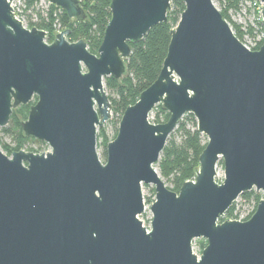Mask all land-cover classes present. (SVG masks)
Segmentation results:
<instances>
[{"label":"water","instance_id":"obj_1","mask_svg":"<svg viewBox=\"0 0 264 264\" xmlns=\"http://www.w3.org/2000/svg\"><path fill=\"white\" fill-rule=\"evenodd\" d=\"M14 0H0V128L31 102L20 124L42 154L0 150V264H264V41L250 51L211 0H182L156 80L128 106L117 133L96 152V129L111 117L105 78L125 74L129 44L167 23L170 0H111L96 54L69 30L27 29ZM84 22L80 0H43ZM261 27L264 31V0ZM161 105L165 123L149 115ZM190 114L207 138L194 180L168 190L154 165ZM222 162L223 178L216 182ZM142 185H151L149 229ZM263 194L243 222H219L236 199ZM206 246L197 257L192 242Z\"/></svg>","mask_w":264,"mask_h":264},{"label":"trees","instance_id":"obj_2","mask_svg":"<svg viewBox=\"0 0 264 264\" xmlns=\"http://www.w3.org/2000/svg\"><path fill=\"white\" fill-rule=\"evenodd\" d=\"M41 0H25L24 4L26 11L33 10L34 6ZM244 0H221L220 5L223 6L219 10L221 16L229 24L234 36L242 42L243 34L247 33L253 36L251 27L247 26V30L242 32V27L234 24L229 17L230 10L237 11L238 3ZM249 1V0H247ZM111 0H80V5L86 14L84 22H76L67 18L65 13L58 8L47 4L48 10L46 16H41L37 12V21L33 22L30 15H27L26 28H37L42 31L51 33L53 22H57L63 30H69L70 33L66 36V40L70 43L78 40H83L89 53L96 54L97 49L102 41L104 29L110 19L109 4ZM184 10L182 0H170V10L167 13V23L158 24L151 28L143 39L136 44H129L131 52L129 57L125 60V74L120 80H115L111 77L105 78L103 83L109 94L108 100L111 104V111L115 116L112 121L114 127V134L112 140L117 133L118 123L124 110L137 102L141 92L147 89L157 78L163 60L166 56L167 47L170 41V30L177 24L180 14ZM19 106L12 110V114L8 124L1 129V132L8 136L12 145L1 144L0 150L6 156H10L12 152L23 150V146L28 143H37L43 145L45 143L34 140L33 138H26L22 131L20 124L27 119L30 105ZM157 113L154 124L165 123L169 114L162 109L161 105L155 106ZM186 120H190L191 127L186 121L180 120L174 133H171L166 141L165 147L160 154L155 166L159 169L160 178L171 182V188L168 190L177 193L180 186L185 181L194 179L195 173L198 169V158L206 146V140L203 135L197 132L196 122L192 115L188 114ZM101 140V160L105 161V147L108 143V138L101 130L98 134ZM33 152V150H28ZM34 153H38L35 151ZM218 165L222 166L219 161ZM151 194L154 197V190L151 189ZM240 197L246 202H253L252 213H254L258 202L262 198V194L254 190L245 192ZM153 200L147 199L150 203ZM232 206L224 214V218L220 223L230 219L233 210ZM226 215L228 217H226ZM197 249L201 251L206 242L202 239L195 240Z\"/></svg>","mask_w":264,"mask_h":264},{"label":"rangeland","instance_id":"obj_3","mask_svg":"<svg viewBox=\"0 0 264 264\" xmlns=\"http://www.w3.org/2000/svg\"><path fill=\"white\" fill-rule=\"evenodd\" d=\"M24 1L25 0H14L12 2V7L14 9V12L16 13L15 15L20 21L23 22L24 26L26 25V23L28 21L27 15L31 16L33 22L38 20V19H36L37 18V15H36L37 12L40 13L41 16H43V17L46 16V12L48 10V7H47V3L45 1L41 0L38 4H36L34 6L33 10H29L26 12H25L26 7L24 4ZM211 1H212V4L214 5V7L218 11L220 9H222L223 6L220 5L221 0H211ZM261 8H262V4L259 2H256V5L253 6L252 4L249 3V1L244 0V1H241L238 3L237 11L230 10L228 12V14H229L230 20L234 24L242 27V32H245L247 30L246 29L247 26H249V27H251L252 33H253V30L258 28V26H259L257 14ZM53 23L54 24L52 26L51 33L48 34V31H45V33H46L45 41L47 43H51L55 37V35H54L55 27H57L58 24H57V22H53ZM61 30H63V29H61ZM250 40H251V38L247 33L243 34V36H242V42L243 43L249 45V43H252V41H250ZM103 88H104L106 95H108L109 92L106 89L104 83H103ZM156 113H157V109H156V107H154V109L152 110V112L149 115V121L152 124H154L153 122L155 120ZM187 115H184L181 118V120L186 121L188 123V125L191 127V124H190L191 121L186 120ZM115 116L116 115H114L113 112L111 111L110 119L107 122L103 123L101 127L96 129V152H97V155H98L100 160H101L100 156H101L102 147H101V140L98 138V134L102 130L104 132V134L107 136V138L109 140L108 142H110L112 140V136L114 134V127H113L112 121L115 119ZM1 129L2 128H0V145L3 143V144L11 146L12 145L11 139L8 136H6L4 133H2ZM172 133H174V131ZM204 138L207 142V138L206 137H204ZM28 150H33L32 153H34L35 151H38V153H35V154H42V153L50 151L49 147L46 144L40 145L37 143H31V142H28L23 146V151L29 152ZM102 162H104V161H102ZM154 170L156 171V173L160 177L159 169L155 165H154ZM222 178H223L222 166L217 164L215 180H216V182L220 183L222 181ZM160 179L163 181L166 188H171V182L170 181H167L166 179H162V178H160ZM151 189H153V187L151 185H142V187H141L142 197H143L145 205H146V210L144 213H142V215L139 216V219L142 220L144 227H146L147 229H149V224H150V220H151V213L149 211V207L151 205V202L148 203V202H146V200L147 199H150V200L154 199V197L151 194ZM233 206L234 207H233L232 215L230 216V219L234 215H236L237 217L238 216H246L249 212L252 211L253 202L246 203L239 196L236 199V201L233 203ZM226 217H228V216L226 215ZM222 218H224V216L219 219V222L221 221ZM192 252L199 254L195 241L192 242Z\"/></svg>","mask_w":264,"mask_h":264},{"label":"built area","instance_id":"obj_4","mask_svg":"<svg viewBox=\"0 0 264 264\" xmlns=\"http://www.w3.org/2000/svg\"><path fill=\"white\" fill-rule=\"evenodd\" d=\"M249 3L252 4L253 6L256 5V2L249 1ZM257 19H258V22H259V26H258V28H256L255 30H253V36L252 37L250 36V38H251L250 41H252V43H249V45H248V44H245V43L241 42L244 45V47L246 49L250 50V51H256V50H258L260 48V46L262 45L263 41H264V31L262 30V27H261V19H262L261 18V9L258 11ZM60 31H61V28L59 26L55 27V33H59ZM262 198H263V194H262ZM153 202H154V199L151 202V204ZM143 204H144V211H143V213H144L145 210H146V205H145L144 199H143ZM251 213H252V211L249 212L246 216H238V217L236 215H234V216L231 217V219H228V220L243 222V221L248 220L252 216ZM140 221L142 222V220H140ZM142 225H143V222H142ZM201 251L198 250V253L199 254H197L195 252H194V254H196L197 257H198L200 255Z\"/></svg>","mask_w":264,"mask_h":264},{"label":"flooded vegetation","instance_id":"obj_5","mask_svg":"<svg viewBox=\"0 0 264 264\" xmlns=\"http://www.w3.org/2000/svg\"><path fill=\"white\" fill-rule=\"evenodd\" d=\"M35 140V139H34Z\"/></svg>","mask_w":264,"mask_h":264}]
</instances>
